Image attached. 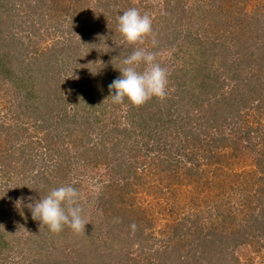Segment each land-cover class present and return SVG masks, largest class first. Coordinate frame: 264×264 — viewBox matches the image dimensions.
<instances>
[{
    "label": "rangeland",
    "instance_id": "1",
    "mask_svg": "<svg viewBox=\"0 0 264 264\" xmlns=\"http://www.w3.org/2000/svg\"><path fill=\"white\" fill-rule=\"evenodd\" d=\"M21 1L23 6H18L16 0H0V5H3L8 13L1 16L0 12L1 63H7L9 66L14 54L43 58L42 55L55 53L56 47L60 46L61 57L66 58V65L61 69V78L65 77L67 81L61 84L62 93L61 97L58 96V109L61 113L65 110L66 115H69L64 119L65 128L62 131L67 138H64V145L60 146L58 141L53 144V147L55 151H61L69 162L65 166L69 169L68 176L62 184H72L79 191V203L83 208L82 216L88 224L85 225V232L79 234L74 233L67 226L68 229L64 232L56 233L58 235L54 246L58 247L59 251L66 250L67 255L69 251L75 253L90 245V247L101 248L96 252L102 257L107 254L113 255L109 249L112 251V247L117 246L118 236L125 235L128 229L132 230L136 226L139 228H135V232L145 238V241H148L147 244H152L153 248L162 245L161 248L164 249V245L168 242L169 227L176 221L183 219L185 231V228L191 227L192 222L184 218L192 217L198 211H205L208 215L202 222L206 227L213 229L211 225L220 224V219L224 218L222 216L220 218L219 215L214 216L216 206L224 209H236V206L243 208L244 202H247L243 196L240 197L241 192L246 196L252 195L249 204L252 208L250 211H254L253 215L258 217L264 205V195L261 196L257 192L258 185H260L259 166L262 167L264 161L258 163L254 157L259 155L264 158V147L254 142L253 148H245L247 150L232 148L226 140L230 134L229 125L223 121L227 110L217 108L215 105L211 106L208 89L203 91L197 85L199 78L205 77V82H208V77L205 76L203 70L216 71L221 73L222 78L215 84L220 87L218 93L229 92L234 85L232 84L234 79L236 81V78L231 79V75L233 77L235 75L230 73L233 72L232 69H227L229 65H223L222 60H217V58L212 66L206 68H202V64L200 67L194 66L193 62L199 56L196 54L194 41H203L204 28H209L213 24L211 21L218 16L227 19L228 22L237 23L238 30L235 29L234 24L230 25V31L234 30L236 35H239L237 32H241L240 25L245 31L248 30L243 35L245 39H247L249 29L257 27L258 24L259 28L253 36V39H256L254 46L257 47L264 43V0H119L121 6H116L114 9L113 5H110L107 8L108 11L103 9L104 12L102 9H96L99 4H95V0H90L89 6L81 8L80 14L76 15L77 23L72 24L66 17L67 12L71 13L72 10L70 5L68 8L61 6L58 11H54L49 5L41 7L43 3L38 2L39 0L37 2L36 0ZM33 6L37 7L36 13L31 12ZM168 6L178 11V15L172 20L164 17ZM220 7L223 8L224 14H215L214 9ZM129 8H136L141 14H148L152 20L153 29L152 36L146 37L143 43L134 44L131 47H134L133 50L145 48L154 52L156 61L169 74L167 97L164 100L157 99L155 105L152 104L154 103L152 100H149L146 103V112L149 113L155 107V110L161 109L160 114L162 115L166 113L163 109L168 108L167 110L174 111L175 116L183 115L187 126H196V129L193 128V134L179 130L176 138L173 139L171 132L173 127H169L164 136L157 133L162 131L161 128L166 118L164 117L160 125L155 124L147 128L150 133H145L146 129H141L142 132L140 131V134L130 141L134 148L125 146L122 149V157H117L112 152V143L115 138L104 137L101 131L104 127L108 129L113 127L114 123L122 128L123 126L131 128V124L123 118L129 105L115 106L109 96L110 92L104 91L114 79L120 76L118 69L122 66L119 61L120 54L112 53L111 50L114 47L110 48L107 44L113 41L116 43L124 41L117 30L115 21ZM41 9H47L44 15ZM189 11L192 13L191 16L188 15ZM14 12L16 15H13ZM101 13L106 16L98 18ZM186 16L188 18H185ZM234 16H239L242 20L238 22L233 19ZM85 18L91 21H83ZM254 19H259V21L256 22ZM91 26H93L92 31L89 32ZM87 28L88 32L83 30ZM153 38L155 44H153ZM235 41L237 42V39L234 37L233 42ZM241 43L244 41L241 40ZM67 44L70 45L68 47L70 49L63 50ZM15 63L22 66V60ZM144 67L141 64L138 71H143ZM180 69L188 73L184 81L182 74L179 75ZM189 70H195V72L199 70L196 72L198 77L196 78L195 73ZM202 73L205 75L203 76ZM111 75V82L108 83L106 77ZM91 79L94 81L91 82ZM3 81L5 79H2ZM11 81H6L4 85L0 84V121L15 123L16 113L9 111V108L11 106L14 109L12 105L17 103L18 99L13 97L14 88L10 85ZM219 83L222 86L218 85ZM190 93L193 94L189 95ZM170 102L173 103L170 104ZM243 109L241 107L239 113L243 114ZM105 111L108 112L104 113ZM113 111L114 114H111ZM138 112L139 110L136 111L137 115ZM142 114H144L143 110ZM251 115H254V118L248 117L250 125L255 127L257 123L254 120L258 114L256 116V111L252 110ZM94 116L98 117L96 122ZM259 117L264 118V114ZM55 119L58 117L56 116ZM207 120L208 124H206ZM86 121L90 123V126L85 127L89 132L87 135L85 129L84 132L81 130V126L84 127ZM23 125L25 127V123ZM261 125L264 130V120ZM28 127L23 135L21 133L22 138L30 135L34 140L44 141L42 130H36L31 123ZM216 137L223 140L218 141L217 144ZM116 138H118L117 135ZM5 141L6 139L0 136V151L6 148ZM68 142L70 144H66ZM240 142L244 144L242 138ZM16 143L17 140L15 143L12 142L15 147H20ZM62 148H66V151ZM87 148L94 150L91 156L86 155ZM89 150L91 153V149ZM210 150L214 153L212 154L213 161L207 163L202 160V155H208ZM41 156L43 158L45 153ZM26 157L31 159L29 154ZM186 157L187 159L189 157V160ZM33 158L39 159V155L36 154ZM182 165L188 166L184 170L186 174ZM178 166L180 171H178ZM189 167L192 168L190 172L187 171ZM171 169L174 173L176 170L179 177H172ZM202 169L207 174V181L203 179L201 173H199L201 176L197 175V177L192 175L194 170ZM56 187H59V184L51 189ZM10 193L15 194L13 189ZM15 198L19 205L25 207L22 195ZM201 216H203L202 213ZM244 217L245 221L250 218L248 213H245ZM260 218L262 219L261 214ZM14 219L10 215L3 221L0 220V226L6 227L7 223H11ZM238 219L236 218V221ZM230 221L226 218L224 223V225L227 224L224 230L229 231V235L242 230L246 234L244 238L231 241L229 250L234 251L241 264H264V231H259L255 227L241 228ZM251 221L252 219L248 222ZM138 240L140 238L136 235L132 239L135 247ZM132 247L135 249L134 246ZM186 249L187 245L184 246L182 252ZM6 255H12V253L1 254L0 262Z\"/></svg>",
    "mask_w": 264,
    "mask_h": 264
},
{
    "label": "trees",
    "instance_id": "2",
    "mask_svg": "<svg viewBox=\"0 0 264 264\" xmlns=\"http://www.w3.org/2000/svg\"><path fill=\"white\" fill-rule=\"evenodd\" d=\"M17 1L18 6H23L21 0H16V2ZM37 1L38 0H36V2ZM38 2L43 3L41 7L49 5L50 9L52 8L54 11H58L61 6L66 8L71 6V13L67 12L66 14L71 24L74 22L77 23L76 15L80 14L81 8H87L90 4V0H39ZM97 3L99 5L96 6V9H102L103 12L104 10L108 11L107 8L110 5H113L114 9L116 6H121V1L119 0H95V4ZM46 10L47 9H41V13L44 15ZM191 10L192 9H190V11ZM36 11H38L37 7L33 6L31 12L36 13ZM190 11L188 15L191 16L192 13ZM214 11L215 14H224V10L221 7L214 9ZM0 12L1 16L8 14L4 10L3 5H0ZM13 15H16L15 12ZM177 15L178 11L168 6L164 17L172 20ZM102 16H106V14L101 13L98 18ZM185 18L188 17L186 16ZM233 19L238 20V22L242 20L239 16H234ZM254 20L256 22L259 21V19ZM83 21L91 20L85 18ZM197 21L198 20H196V22ZM211 22L213 24L210 25L209 28H204L203 41H194L196 44V54L199 56L194 59L193 65L200 67L202 64V68H206L212 66L217 58V60H222L221 62L223 65H229L227 69H232L233 72L230 73L235 75V77L231 75V79L236 78V81L234 79V83H232L234 85H232L229 92L219 94L218 88L220 89V87L215 86V84L222 79L221 73L203 70L206 75L202 74L208 77V82H205V77L202 79L199 78L197 85L202 88L203 91L208 89V99H210L211 106L215 105L217 108H224V110H227L223 121L227 122L229 125L230 134L226 137V140L229 141L232 148L241 151L247 150L248 148H253L252 145L254 142L264 147V130H262L261 125L264 118L261 119V117H259L264 114V43L255 47L254 43H256V39H253L259 25L257 24V27L249 29V33L247 34V39L249 40H247L243 35H245L248 30L245 31L242 25H240L241 32H237L239 35H236L234 30L230 31V25L234 24L235 29L238 30L239 26L237 23L228 22L227 19L221 16H218V18H215V20ZM115 24L117 27V21H115ZM92 27L93 26L89 27V32L92 31ZM83 30L88 32V28ZM234 37L237 39V42H233ZM241 40H243L244 43H241ZM231 42H233V45H231ZM20 44L21 43H19V45ZM107 45L110 48L114 47V49L111 50L112 53L117 52L120 54L119 61H122V59L130 54L134 48L125 41L121 43L113 41ZM69 46L70 45L67 44L63 50L68 51L70 49L68 48ZM56 48L55 53L42 55L43 58L28 57L27 54L19 56L14 54L9 66L7 63L2 64L0 61V84L4 85L6 81L12 80L10 85L14 88L13 97L18 99V102L12 105L14 109L11 106L9 108V111H15L16 122L8 123L0 121V136L6 139V148L0 151V220L3 221L10 215L15 218L11 223H7L6 227L0 226V255L12 253V255H6L0 264H241L239 257L235 255L234 251L229 250V244L236 238H244V234L246 233L242 230L241 232H236L234 235H229L230 232L224 230L227 227V224L224 225L226 218L231 220L230 222H233V224L238 227H255L259 229V231H264V229H262L264 228V205H262L263 207L260 209L258 217L256 215L254 216V211L251 212L250 210L252 208L249 206L252 195L246 196L243 192H241L240 197L243 196L247 202H244L243 208L236 206V210L234 208L224 209L223 207L216 206V215L214 216L219 215L220 218L221 216L224 218L223 220L222 218L220 219V222L223 224H212L211 226H213V229L206 227L205 224H203L204 222H202L203 220L205 221V217L208 215L205 211H198L193 214L192 217L184 218V220L187 219L188 222H192L191 227L189 229L185 228V231L183 228L185 227L183 219L176 221L169 227L170 231L167 235L168 242L164 245V249L161 248L162 245H158V248H153L152 244H147L148 241H145V238L140 237L139 233L135 232V228H139V226L133 227L134 229L132 230L128 229V234L126 233L125 235L118 236L119 238L117 237V246L112 247V251L109 249L113 255L107 254L102 257V255L100 256L96 252L101 248L97 246L90 247V245L85 246L82 250L75 251V253L69 251L66 255V250H62L61 252L57 249L58 247L54 246L56 245L55 238L58 234L50 232L47 226L40 225L39 221L34 220L29 205L43 198L51 190V187L58 186V184L62 186V181L68 176L69 169L65 167L67 163H69L68 160L65 159V155L62 154L61 151H55L53 147V144L58 141L60 146L65 144V134L64 132L62 133V131H64L65 128L64 119L66 116L69 117V115H66V111L63 108L64 111L62 113L58 109V96L61 97L62 93L61 84L67 80L65 77L61 78V69L66 65V58L61 57V46ZM89 49H91V46H89ZM222 56L223 58H220ZM18 60H22V66L15 63L18 62ZM115 60L117 61L116 58ZM183 70L184 69H180L179 75L182 74L181 77L183 76L184 81L188 73L186 70ZM189 71H193L196 78L198 77L196 72L199 70H196V72L195 70ZM227 73H229V71ZM2 79H5V81L2 82ZM111 79L112 75L106 77L108 83L111 82ZM90 81L93 82L94 80L91 79ZM220 84L221 83L218 85ZM104 91H109V88L104 89ZM192 94L193 93H190L189 95ZM157 99L158 98L155 97L151 99L152 102H154L152 103L153 105H155ZM173 102H170V104ZM146 103L142 106H136L139 108H136L128 102L127 98H125L123 103H115V106H119L120 104L129 105L123 118L127 119L131 124V128H126L124 126L122 128V126H116L114 123V126L108 129L103 125L104 129L101 131L102 135L104 137L111 136V138H115V141L112 143V152L116 154L117 157H122V149L125 146L134 148V145L130 141L135 139L137 134H140L141 129H146L145 133H150L147 128L149 126H155V124L160 125L164 117L166 118L163 128H161L162 131H158L157 133L166 136V130L169 127H173L171 131L173 133V139L176 138V134H178L179 130H183L186 133H194L193 128L196 129V126L188 127L183 115L178 114L175 116L174 111L167 110L168 108H164L163 110L166 113L161 115V109L155 110L153 105L151 106H153L154 109L147 113ZM241 107L244 108L242 110L243 114L239 113ZM137 110H139L138 115L136 113ZM142 110L144 114H142ZM252 110L256 111V116L258 114L254 120L257 123L255 127L250 125L251 122L248 118L249 116L254 118V115H251ZM107 112L108 111H105L104 113ZM111 114H114V111L111 112ZM74 115L77 116L75 113ZM56 116L58 119H55ZM97 118L98 117L94 116L95 122ZM209 119L208 117V120ZM208 120L206 124H208ZM22 122L25 123V127ZM30 123L36 130H42L44 132V141L34 140L30 135H25L24 138L21 137V133L23 135L24 132L27 131ZM61 123L62 125H60ZM86 123H84V127L81 126L83 132L85 127L90 126L89 121H86ZM59 125L60 127H58ZM54 131L57 132L54 133ZM85 133L86 135L89 134L86 129ZM116 135L118 138H116ZM241 138L244 140V144L240 142ZM13 139L17 140L16 144H19L20 147H15L14 144H12V142L15 143ZM215 140L218 144V141L223 139L216 137ZM66 144L70 143L68 142ZM89 149H91V153ZM93 149L95 148L93 147ZM93 149L87 148L85 152L86 155L91 156L94 151ZM63 151H66V148H64ZM43 153H45V156L42 158L41 155ZM28 154L31 155V159L26 157ZM36 154L39 155V159L33 158ZM212 154L214 155L213 151L210 150L208 155H202V160H205L207 163H212ZM254 158L258 160V163L264 161V158L259 157V155ZM187 160H189V157ZM198 166L199 165H197V167ZM185 168H188V166H183V171ZM259 168L260 176L258 177V181H260V185H258L257 192L263 196L264 164L262 167L260 165ZM191 169L192 168L189 167L187 171L190 172ZM196 169L198 170V168ZM178 171H180V168ZM192 173V175L196 177L197 175H202L203 179L207 181V174L203 169L200 171L194 170ZM199 173H201V175ZM170 174L172 177H179L176 170L174 173V170L171 169ZM11 188L15 192L13 195L10 193L12 190ZM18 195L24 197L23 202L25 207L19 205L15 200V197ZM201 213L203 216H201ZM245 213H248L250 216L247 221H245ZM260 214L262 215V219L260 218ZM236 218L239 219L236 221ZM251 219L252 221L248 222ZM243 224L245 225L242 226ZM67 229L68 228L65 226L61 232ZM135 235L140 238L136 247L132 243V239ZM169 235L172 238H170ZM241 240L244 241V239ZM186 245L187 249L182 252V249ZM52 246H54L55 249L51 248ZM132 246H134L135 249H133ZM116 247L117 249H115Z\"/></svg>",
    "mask_w": 264,
    "mask_h": 264
},
{
    "label": "clouds",
    "instance_id": "3",
    "mask_svg": "<svg viewBox=\"0 0 264 264\" xmlns=\"http://www.w3.org/2000/svg\"><path fill=\"white\" fill-rule=\"evenodd\" d=\"M117 30L127 44L143 43L146 37L153 35L152 20L148 14L129 8L118 16ZM141 64L145 66L144 70L138 71ZM121 65L118 69L120 76L108 85L113 103H123L127 98L132 105L142 106L153 97L160 100L167 97L169 74L156 61L154 52L136 48L122 59ZM79 201V191L72 184H65L51 189L29 208L32 218L47 226L50 232L59 233L67 226L79 234L85 232L88 224L82 216Z\"/></svg>",
    "mask_w": 264,
    "mask_h": 264
}]
</instances>
